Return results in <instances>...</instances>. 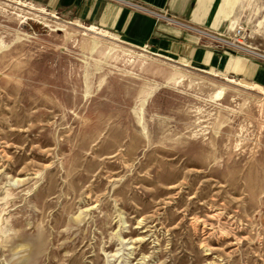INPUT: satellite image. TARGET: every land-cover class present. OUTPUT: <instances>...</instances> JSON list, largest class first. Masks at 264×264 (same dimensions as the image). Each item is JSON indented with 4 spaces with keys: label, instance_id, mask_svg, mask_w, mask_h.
Wrapping results in <instances>:
<instances>
[{
    "label": "rangeland",
    "instance_id": "1",
    "mask_svg": "<svg viewBox=\"0 0 264 264\" xmlns=\"http://www.w3.org/2000/svg\"><path fill=\"white\" fill-rule=\"evenodd\" d=\"M48 13L0 0V264H264V88Z\"/></svg>",
    "mask_w": 264,
    "mask_h": 264
},
{
    "label": "crops",
    "instance_id": "2",
    "mask_svg": "<svg viewBox=\"0 0 264 264\" xmlns=\"http://www.w3.org/2000/svg\"><path fill=\"white\" fill-rule=\"evenodd\" d=\"M48 11L102 28L120 41L190 67L264 88V61L245 56L198 29L221 34L237 0H29ZM235 17L230 19V25Z\"/></svg>",
    "mask_w": 264,
    "mask_h": 264
},
{
    "label": "bare ground",
    "instance_id": "3",
    "mask_svg": "<svg viewBox=\"0 0 264 264\" xmlns=\"http://www.w3.org/2000/svg\"><path fill=\"white\" fill-rule=\"evenodd\" d=\"M7 1H11V2H13V3H15V5H19L20 7L21 6H26L28 9H31V10H36V11H38V12H40V13H42V14H49L48 13V11L44 8V7H42V6H36L35 4H33V3H31V2H26V1H23V0H7ZM20 10H22V9H20ZM51 13V12H50ZM16 15V14H15ZM51 16H53V17H56V16H54V15H51ZM22 18H24V19H30L29 17H27V16H25V15H22ZM34 20V19H33ZM37 22H39V21H37ZM43 22V21H42ZM76 23V22H75ZM33 24V23H32ZM77 25L78 26H81V27H83L86 31H90V32H92V33H94V34H96V35H98L99 37H106V38H108V39H116V37L115 36H113L112 34H110L109 32H107V31H105V30H102V28L100 29V28H97V27H95V26H92V25H86V26H84V25H82V24H78L77 23ZM36 27V26H35ZM231 29H233L234 27H235V24L233 23V24H231L230 26H229ZM243 26H241V25H238V28H242ZM56 28V27H55ZM198 32H200L201 34H203V35H205V36H207V37H210V38H213V39H215V40H217L218 42H220V43H225V44H229V45H233V46H235V47H237V48H240L241 50H244V51H246V52H248V53H251V54H253V55H255V56H259V57H261V58H264V52H261L259 49H257V47H255V46H253V45H251V44H247V43H245L244 41H237L235 38H229V37H226V38H220V37H218V36H215L214 34H212V33H210L209 31H204V30H201V29H198L197 30ZM98 36H97V38H98ZM96 38V37H95ZM91 39V40H89V44H90V47H91V49H94L97 45H98V43H99V41L97 40V39ZM229 38V39H228ZM110 51H114V55L116 56V49H114V47H108V53L110 52ZM180 64H182V65H184V66H189L188 64H186V63H180ZM206 72H208V73H210V74H213V75H216V73H214V72H209V71H206ZM169 79H172V80H175L176 82H180V81H182L184 78H185V74H183V73H178V72H173L172 74H170L169 75V77H168ZM224 79L226 80V81H228V82H231V83H234V84H238V85H240V86H243V87H246V88H250V89H252L253 88V85H251V84H248V83H246V82H241V81H239V80H235L234 78H231V77H224ZM260 91H262L263 92V90L262 89H259ZM223 94V88L222 87H220V88H218V90L216 91V95L217 96H220V95H222ZM256 98V97H255ZM8 196V195H7ZM32 240L33 241H35L36 240V238L35 237H32ZM208 249H211V248H209L208 247Z\"/></svg>",
    "mask_w": 264,
    "mask_h": 264
},
{
    "label": "built area",
    "instance_id": "4",
    "mask_svg": "<svg viewBox=\"0 0 264 264\" xmlns=\"http://www.w3.org/2000/svg\"><path fill=\"white\" fill-rule=\"evenodd\" d=\"M240 28H237V30H235V33H234V35H237V34H239V32H240V30H239ZM215 36H218V37H220V38H224L223 37V34H214ZM203 38V40H205L206 42H208V43H212V44H214V45H216V46H222L224 43H220V42H209V41H207V38H204V37H202ZM230 38V37H229ZM228 38V39H229ZM237 41H241V40H239L238 38H235ZM230 46H233V45H230ZM234 48H237V47H235V46H233ZM231 49H233V48H231ZM234 50V49H233ZM251 57H253V58H256V59H259V60H262V61H264V58H261V57H259V56H255V55H253L252 54V56Z\"/></svg>",
    "mask_w": 264,
    "mask_h": 264
},
{
    "label": "water",
    "instance_id": "5",
    "mask_svg": "<svg viewBox=\"0 0 264 264\" xmlns=\"http://www.w3.org/2000/svg\"><path fill=\"white\" fill-rule=\"evenodd\" d=\"M153 54V53H152ZM154 55H156V54H154Z\"/></svg>",
    "mask_w": 264,
    "mask_h": 264
}]
</instances>
